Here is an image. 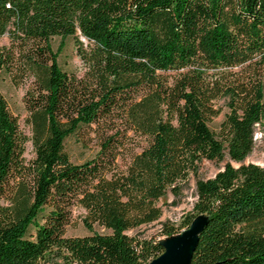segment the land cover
<instances>
[{"label": "trees", "instance_id": "obj_1", "mask_svg": "<svg viewBox=\"0 0 264 264\" xmlns=\"http://www.w3.org/2000/svg\"><path fill=\"white\" fill-rule=\"evenodd\" d=\"M68 36L81 76L56 59ZM1 39L0 84L33 79L23 101L34 156L24 161L0 92V264H145L162 247L125 232L156 220L158 198L201 159L226 150L242 161L264 121V0H0ZM220 96L227 112L213 132ZM114 111L120 134L100 131L94 156L70 161L64 140ZM128 132L143 137L138 151ZM194 193L184 226L206 222L191 264H264V164L225 163ZM74 208L85 234H65Z\"/></svg>", "mask_w": 264, "mask_h": 264}, {"label": "rangeland", "instance_id": "obj_2", "mask_svg": "<svg viewBox=\"0 0 264 264\" xmlns=\"http://www.w3.org/2000/svg\"><path fill=\"white\" fill-rule=\"evenodd\" d=\"M5 39H1L0 43H5ZM50 47L55 50L59 43L58 37H51ZM61 47L56 59L61 69L67 73H74L76 76H81L84 72V65L81 62L77 52L74 38L71 36L66 37L62 41ZM82 47L88 49L89 45L86 40L82 39ZM174 71H167L165 75L171 76ZM32 77L27 75L18 84H13L8 77H5L0 84V92L5 98L8 110L17 119L18 128L25 135L26 140L23 143L24 151L22 157L25 162L30 161L33 156V147L31 143V125L28 121V112L25 108L23 95L25 91L32 86ZM261 80L263 84L264 92V64L261 69ZM227 97L220 96L214 100V106L217 108L218 113L211 117L208 121L209 128L216 132L219 122L223 119L224 114L227 112ZM120 113L112 112L110 116L106 118L103 124L96 129L95 125L89 127L79 128L73 135L68 136L64 140L63 150L67 154L70 161L78 163L85 159H89L94 156L97 145L98 135L100 131L114 129L118 127L119 134L121 132V123L119 122ZM131 135L132 142L131 147L134 151H138L140 147L145 144L143 137ZM134 144V145H133ZM117 163L119 167L123 166V163L127 161L126 157L121 156V148H118ZM125 154V153H124ZM254 163L258 165L264 164V121L256 123L253 132V146L250 152L240 162H235L229 159L226 154V150H223L222 156L218 159H201L197 163L195 172H188L186 177L182 180L174 182L172 187L165 190L164 194L158 198L156 205L160 208L159 217L148 223L142 224L136 228L129 229L125 233L137 238L163 240L170 235L162 234V225L166 223L176 229L182 230L186 228L184 222L186 217L192 215L193 202L195 200L194 183L197 178L212 177L214 173L220 170L225 163H229L232 166H237L240 163ZM1 203L5 205L7 203L5 198H2ZM82 209L74 208L72 212V222L66 226V235H82L87 233L86 229L81 222ZM194 218V217H193ZM94 228L103 232V229L97 226ZM173 235V234H171Z\"/></svg>", "mask_w": 264, "mask_h": 264}, {"label": "water", "instance_id": "obj_3", "mask_svg": "<svg viewBox=\"0 0 264 264\" xmlns=\"http://www.w3.org/2000/svg\"><path fill=\"white\" fill-rule=\"evenodd\" d=\"M205 222L206 218L203 215H196L186 228L166 239L158 240L162 252L145 264H191L192 252Z\"/></svg>", "mask_w": 264, "mask_h": 264}]
</instances>
